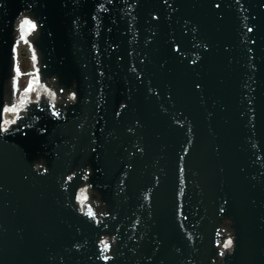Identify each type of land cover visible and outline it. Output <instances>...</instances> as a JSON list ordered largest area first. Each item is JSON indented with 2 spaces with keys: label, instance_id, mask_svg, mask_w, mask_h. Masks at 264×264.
Masks as SVG:
<instances>
[{
  "label": "water",
  "instance_id": "water-1",
  "mask_svg": "<svg viewBox=\"0 0 264 264\" xmlns=\"http://www.w3.org/2000/svg\"><path fill=\"white\" fill-rule=\"evenodd\" d=\"M0 264H264V0H0Z\"/></svg>",
  "mask_w": 264,
  "mask_h": 264
}]
</instances>
